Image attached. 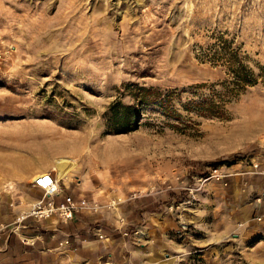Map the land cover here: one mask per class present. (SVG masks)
Returning <instances> with one entry per match:
<instances>
[{"label": "rangeland", "instance_id": "374dc122", "mask_svg": "<svg viewBox=\"0 0 264 264\" xmlns=\"http://www.w3.org/2000/svg\"><path fill=\"white\" fill-rule=\"evenodd\" d=\"M219 35L264 73V0H0L6 228L17 229L36 200L27 196H43L34 179L51 171L62 196L101 206L77 214L117 212L128 246L150 264L161 242L166 264H264V182H252L264 178L254 167L264 170V82L203 101L225 93V68L196 57ZM142 86L171 95L181 118L150 106L137 129L111 131L113 104L134 103ZM208 102L221 113H206ZM216 169L245 178L229 184L211 177ZM30 219L41 227L52 217Z\"/></svg>", "mask_w": 264, "mask_h": 264}, {"label": "crops", "instance_id": "0c3cea01", "mask_svg": "<svg viewBox=\"0 0 264 264\" xmlns=\"http://www.w3.org/2000/svg\"><path fill=\"white\" fill-rule=\"evenodd\" d=\"M243 175L232 178L228 176L226 180L229 184H233L240 178L244 180ZM263 179L255 177L252 182L260 188ZM231 188L233 189L232 185ZM33 199H37L34 194L27 196L31 204L34 202ZM239 202L246 203L245 199ZM247 205L246 209L237 216L238 218L230 223L232 232L239 220L247 219L251 214L250 209L253 207ZM145 213L148 214V211ZM116 214L117 212L104 210L99 215L76 214L70 220L52 217L41 227L32 226V220L26 219L20 222L17 229L12 230L6 228L9 224H6V220L2 217L0 229L3 231V240L0 242V264H103L107 260H112L116 264H150V260L145 259L142 253L139 255L136 248L128 246L121 234L120 222ZM145 216L147 219L150 218L149 215ZM21 228L24 229L22 232ZM100 234L104 235V238H100ZM150 248V246L145 247L147 251ZM165 248L163 242L152 248L158 251L157 263L154 261L152 264H166V258L160 255Z\"/></svg>", "mask_w": 264, "mask_h": 264}, {"label": "trees", "instance_id": "16d2710c", "mask_svg": "<svg viewBox=\"0 0 264 264\" xmlns=\"http://www.w3.org/2000/svg\"><path fill=\"white\" fill-rule=\"evenodd\" d=\"M196 57L201 62L223 66L228 76V79L224 82L225 93H220L217 97L213 96L203 101H231L244 93L248 87L258 84L261 81L260 78L264 82V73L261 76L257 74L245 62L240 46L224 35L217 36L215 41L206 48L199 47L196 51ZM133 96L135 102L132 104H123L121 102L113 104L109 115L111 131L120 133L137 129L140 126L145 110L150 106L159 107L163 115L167 117L181 118V115L172 104V96L162 93L158 88L142 86L139 87V90ZM203 107H206V113L214 115L221 112L211 110L214 107L219 110L222 106L221 103L219 105L208 102Z\"/></svg>", "mask_w": 264, "mask_h": 264}, {"label": "built area", "instance_id": "2783aa9c", "mask_svg": "<svg viewBox=\"0 0 264 264\" xmlns=\"http://www.w3.org/2000/svg\"><path fill=\"white\" fill-rule=\"evenodd\" d=\"M260 165L255 163L254 167L257 172H264V170L259 169ZM229 176V173L219 172L217 169L214 170L211 177H216L217 179H224ZM33 187L39 188L43 191V196L37 198L33 203L31 209L25 214L18 218V222L24 221L26 219H34L38 222L43 221L57 215L62 220H70L78 212H91L97 211L101 208L97 203L91 204L85 198H76L72 194L62 196L63 189L57 177L51 171H45L37 175L32 183ZM60 199V200H59ZM118 202L114 205L112 202L108 207L118 206ZM122 221V220H120ZM3 231L0 229V242L3 240ZM100 238H104V235L100 234ZM68 243V242H67ZM104 264H116L112 260H107Z\"/></svg>", "mask_w": 264, "mask_h": 264}, {"label": "bare ground", "instance_id": "6f19581e", "mask_svg": "<svg viewBox=\"0 0 264 264\" xmlns=\"http://www.w3.org/2000/svg\"><path fill=\"white\" fill-rule=\"evenodd\" d=\"M117 198H118V200H120V197L117 196ZM118 200H113V202L116 203V201H118Z\"/></svg>", "mask_w": 264, "mask_h": 264}]
</instances>
